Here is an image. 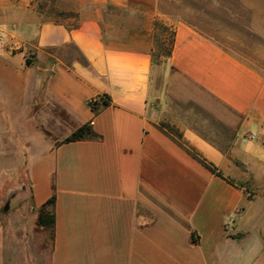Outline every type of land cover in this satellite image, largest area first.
I'll return each mask as SVG.
<instances>
[{
    "label": "crops",
    "instance_id": "0c3cea01",
    "mask_svg": "<svg viewBox=\"0 0 264 264\" xmlns=\"http://www.w3.org/2000/svg\"><path fill=\"white\" fill-rule=\"evenodd\" d=\"M155 20L174 30L166 76L237 131L182 142L252 185L158 128ZM86 122L98 138L61 142ZM0 163L24 166L0 264H264V0H0Z\"/></svg>",
    "mask_w": 264,
    "mask_h": 264
},
{
    "label": "rangeland",
    "instance_id": "374dc122",
    "mask_svg": "<svg viewBox=\"0 0 264 264\" xmlns=\"http://www.w3.org/2000/svg\"><path fill=\"white\" fill-rule=\"evenodd\" d=\"M214 36L220 38L223 36L226 42L225 35L216 34ZM168 69V59L163 56L157 57L156 63L152 64L151 95L159 94L154 100L155 108L157 109L155 116L157 125L161 123L171 125L181 134L182 128L189 129L214 142L221 148H228L233 143L237 131L226 126V118H223L224 115L219 104L212 100L199 101L194 97V90L188 83L176 75L171 78L166 76ZM171 72L173 74V71ZM234 122L237 126L241 119L235 116ZM166 130L176 137L167 127ZM246 136L248 137L247 132L244 134V137ZM2 165L3 163H0V167ZM23 175L24 166L22 165L16 166L8 173L0 175V208L2 210L6 203L9 206L14 204L15 198H11L12 191L19 186V180ZM250 180L246 181L248 186L252 185ZM9 188L13 190L10 191L8 190ZM24 195L28 196L27 190ZM255 202L258 203L259 200L256 199Z\"/></svg>",
    "mask_w": 264,
    "mask_h": 264
},
{
    "label": "trees",
    "instance_id": "16d2710c",
    "mask_svg": "<svg viewBox=\"0 0 264 264\" xmlns=\"http://www.w3.org/2000/svg\"><path fill=\"white\" fill-rule=\"evenodd\" d=\"M153 47L151 48L150 55L152 64L156 63V58L163 56L168 59L171 55L173 43H174V30L173 28L163 23L160 20L154 21V32L152 34ZM108 105L109 97L108 95L102 94L98 96L95 101H90L89 104L93 110H97L98 104ZM158 128L164 132L166 135L171 137L179 146L184 148L194 159L200 162L205 168H207L213 174L221 177L232 185L247 186L246 182L235 183L233 179L225 177L217 169V167L206 158H204L198 151H196L192 146H189L182 142V134L173 126L161 123L157 125ZM166 127L175 134L176 137L172 136ZM99 135L93 130L91 124L86 122L72 132H70L66 137H64L61 142H70L86 138H98ZM54 203V195L50 196L41 206L37 209V224L40 226H52L54 223V213L52 206Z\"/></svg>",
    "mask_w": 264,
    "mask_h": 264
},
{
    "label": "water",
    "instance_id": "95a60500",
    "mask_svg": "<svg viewBox=\"0 0 264 264\" xmlns=\"http://www.w3.org/2000/svg\"><path fill=\"white\" fill-rule=\"evenodd\" d=\"M8 207H9V205H8V203H6L5 206H4V208H3V210H7Z\"/></svg>",
    "mask_w": 264,
    "mask_h": 264
},
{
    "label": "built area",
    "instance_id": "2783aa9c",
    "mask_svg": "<svg viewBox=\"0 0 264 264\" xmlns=\"http://www.w3.org/2000/svg\"><path fill=\"white\" fill-rule=\"evenodd\" d=\"M96 98H97V97H96ZM96 98L90 99L89 102H90V101H92V102L95 101Z\"/></svg>",
    "mask_w": 264,
    "mask_h": 264
}]
</instances>
